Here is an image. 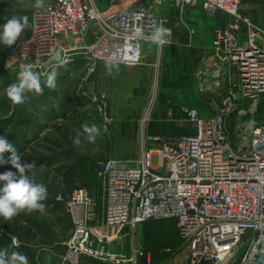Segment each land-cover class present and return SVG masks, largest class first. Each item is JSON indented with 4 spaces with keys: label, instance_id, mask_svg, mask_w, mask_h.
Returning a JSON list of instances; mask_svg holds the SVG:
<instances>
[{
    "label": "built area",
    "instance_id": "2783aa9c",
    "mask_svg": "<svg viewBox=\"0 0 264 264\" xmlns=\"http://www.w3.org/2000/svg\"><path fill=\"white\" fill-rule=\"evenodd\" d=\"M173 1L180 14L200 7L209 19L228 17L214 31L207 57L194 74L200 83H208L201 85L202 93L224 88L230 93L208 120L196 110H184L193 134L151 135L145 118L138 156L101 164L100 203L88 188L70 195L67 213L74 230L65 243L64 264H153L151 253L135 238L138 228L151 220L176 222L179 239L189 250L188 264H236L238 259V264H264V123H240L233 132L229 127L239 105L237 92L252 104L264 97V26L241 12V0ZM170 21L142 0L108 12L92 0H55L34 13L31 36L14 54L39 69L48 64L64 69L83 56L94 61L93 70L96 61L137 67L151 52L156 61L151 66L160 69L173 34ZM161 24L170 31L166 42L150 43L149 36ZM137 28L141 37L134 34ZM58 51L60 61L51 63ZM95 100L107 128L112 123L107 97ZM125 231L134 233L130 255L113 248Z\"/></svg>",
    "mask_w": 264,
    "mask_h": 264
},
{
    "label": "rangeland",
    "instance_id": "374dc122",
    "mask_svg": "<svg viewBox=\"0 0 264 264\" xmlns=\"http://www.w3.org/2000/svg\"><path fill=\"white\" fill-rule=\"evenodd\" d=\"M54 1L44 0V7L37 8L36 0H0V29L13 17L28 18V25L15 45L0 44V138L12 144L24 162L35 163V167L28 175L36 183L46 185L48 190L47 199L41 202L45 204L43 212H20L11 220L0 217V249L7 248L9 253L20 252L27 255L29 264H64L62 258L66 251L65 243L74 230L67 213L70 195L77 189L88 188L100 203L103 185L98 174L101 164L109 159H133L138 156L141 123L145 118L149 120L148 124L157 119L166 134L186 136L185 131L175 127L176 123L169 122L173 109L196 110L203 119L208 120L218 112L221 99L230 93L228 88L202 93L201 85L207 86L208 83L202 84L196 78L194 73L198 66L193 69L191 76L185 79L178 70L177 62L169 66L163 62L160 69L151 66L149 74L153 78L148 83L151 94L138 104V108L141 107V115H131V111L126 114L124 112L126 100L109 99L107 96V117L112 119V123L105 128L102 125L104 112L100 109L99 102L95 100L100 97V93L93 88L96 82L93 77L95 67L93 70L89 68L94 61L79 56L74 65L64 69L51 67L49 64L43 69L34 68L40 73L43 93L39 95L28 93L24 104L14 105L5 94V89L16 82L20 65L23 64L21 58L15 56L14 49L30 38L34 13L50 6ZM132 1L134 0H92L101 12L116 10L119 6H125ZM142 1L159 15L171 18L179 14L173 0ZM159 2L162 4L159 5ZM182 14L186 15L185 21L188 20V24L199 29L198 48L201 59L205 60L210 49L207 48L210 40L212 43L207 31L214 20L207 18L200 7L185 9ZM179 22L182 24V20ZM171 23L170 21L172 28ZM87 43L91 45L89 38ZM172 43L171 38L170 43L164 48L162 61ZM153 56V53H148L144 64H152ZM98 62L100 61H96ZM52 70L57 72L56 88L48 89L45 82ZM135 75L142 78L146 73L144 70H136ZM235 91L237 90L231 93L235 94ZM236 96L239 105L230 117L231 132L240 123H264V97L252 104L243 101L240 93L237 92ZM152 104L156 105L150 114ZM163 109L170 120H167L166 116L164 121L156 117ZM84 125L89 127L95 125L98 128L99 132L94 142H88L85 138ZM78 135L80 143L76 144L74 141ZM10 155L11 153L6 151L0 154V157L7 160ZM9 170L16 171L10 164H0V174ZM2 186L3 183L0 182V187ZM59 196L63 201H58ZM149 222L155 224L151 225L152 228L148 226L149 224H143L138 228L135 238L140 241L144 252L151 253L153 264H188L189 250L179 239L175 221ZM105 233L108 234L106 230ZM123 236V241L113 248L116 253L130 255L134 233L125 231ZM14 239L19 242V247L13 245ZM166 249L170 251L165 252ZM238 262L239 259L236 264ZM87 264L102 263L87 260Z\"/></svg>",
    "mask_w": 264,
    "mask_h": 264
},
{
    "label": "clouds",
    "instance_id": "9594fccd",
    "mask_svg": "<svg viewBox=\"0 0 264 264\" xmlns=\"http://www.w3.org/2000/svg\"><path fill=\"white\" fill-rule=\"evenodd\" d=\"M35 7L43 8L44 0H36ZM28 25V18L13 17L7 20L2 29H0V44L4 46L15 45L17 40L21 37L25 28ZM135 36L141 37L142 30L137 28ZM170 34L169 29L165 28L163 24L156 27L152 34L149 36V41L155 45H162L165 43V37ZM113 65L109 62L106 68ZM118 68V65H114ZM35 65L32 63H23L17 73L16 82L10 84L5 89L7 98L14 104H24L27 99L28 93L42 94L44 88L41 86V76L38 71L34 70ZM57 72L52 70L48 75L45 82V87L48 89L56 88ZM98 128L93 125L91 127L84 125L83 134L88 142H94L98 134ZM74 143L79 144V135ZM10 152L11 155L7 160L0 157V164H10L16 171L11 170L0 174V182L3 186L0 187V217L5 220H11L20 212L31 213L33 211L43 212L45 201L48 196L46 185L36 183L28 173L35 167V163L24 162L21 154L6 139L0 138V154ZM13 245L19 247V242L14 239ZM0 264H29L27 255L20 252L9 253L7 248L0 249Z\"/></svg>",
    "mask_w": 264,
    "mask_h": 264
},
{
    "label": "crops",
    "instance_id": "0c3cea01",
    "mask_svg": "<svg viewBox=\"0 0 264 264\" xmlns=\"http://www.w3.org/2000/svg\"><path fill=\"white\" fill-rule=\"evenodd\" d=\"M240 9L243 14L248 15L251 18L253 23L259 26H264V0H241ZM186 19V15L180 13L176 14L174 17H171V24L174 30L172 34L173 43L166 51V57L164 61H162V63L165 62V65L167 66H169L171 63L177 62L178 70L181 76L185 79L187 76H191L194 68L197 66L201 67L205 61L201 59V52L198 48L200 45L197 36L200 35V31L199 29H195L190 24H188V20L185 21ZM180 20H182V24H180ZM213 20L214 21H212V24L209 25L210 30L207 31V34L211 36V39L213 36L212 34L216 29L224 27L228 21V17L224 14H219L218 17ZM208 47H211V40L207 48ZM153 61L154 59L151 61V63H153ZM107 63L109 62L100 61L95 65L93 77L96 79V82L95 87L93 86L94 90L96 88L100 95L102 94L106 97L108 96L109 99L120 98L126 100L127 105L125 106L126 110H124V112L129 114L131 111V115H141V107L138 108V104L140 101L142 103L145 98L149 97L151 94L148 83L153 78L151 77V74H149L150 69H152V64H144L136 68H128L118 65L117 68L114 66L117 64L113 63V65L109 66V68H106ZM136 70H144L146 75L142 78L138 77L135 75ZM140 87L142 88L140 89ZM187 91L188 90H186V92ZM181 95L178 96L180 97ZM183 97H185V95H183ZM180 109H173V115L170 117L171 120L169 119V116H166L167 113H165V109L159 111L156 114V117H159L160 121H164L166 116L167 120H170L169 122L176 123L175 127L178 130L185 131L186 135L193 134L194 131L188 122L186 115L184 114V108ZM147 132L151 135L165 137L175 136L174 134L171 135L164 133V127H161L160 124H158L157 119H154L153 122L151 121V123L147 125Z\"/></svg>",
    "mask_w": 264,
    "mask_h": 264
},
{
    "label": "water",
    "instance_id": "95a60500",
    "mask_svg": "<svg viewBox=\"0 0 264 264\" xmlns=\"http://www.w3.org/2000/svg\"><path fill=\"white\" fill-rule=\"evenodd\" d=\"M60 59H61V52L58 51V52L56 53V55H55L52 59H50V62H51V63H52V62H59Z\"/></svg>",
    "mask_w": 264,
    "mask_h": 264
},
{
    "label": "trees",
    "instance_id": "16d2710c",
    "mask_svg": "<svg viewBox=\"0 0 264 264\" xmlns=\"http://www.w3.org/2000/svg\"><path fill=\"white\" fill-rule=\"evenodd\" d=\"M53 203H55V202H53ZM151 221H152V220H151ZM146 224H149L148 226H150V227H151V225H153V224H155V223H154V222H153V223H151V222H149V223H148V222H146ZM146 224H145V225H146ZM175 225H176V222H175ZM151 228H152V227H151ZM176 231H177V229H176Z\"/></svg>",
    "mask_w": 264,
    "mask_h": 264
}]
</instances>
